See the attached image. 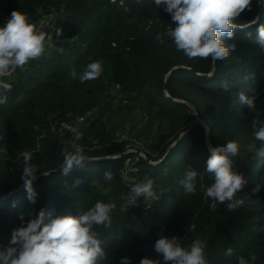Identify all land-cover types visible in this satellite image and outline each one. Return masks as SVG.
I'll return each mask as SVG.
<instances>
[{
  "label": "trees",
  "instance_id": "trees-1",
  "mask_svg": "<svg viewBox=\"0 0 264 264\" xmlns=\"http://www.w3.org/2000/svg\"><path fill=\"white\" fill-rule=\"evenodd\" d=\"M124 6L129 11H124L120 0H8L0 26L13 10L26 13L35 24L52 16L55 47L24 70L17 69L15 77L7 80L12 84L8 101L0 105V248L8 246L13 229L41 208L53 216L78 215L98 200L112 199L117 204L112 225L97 229L105 241L106 264H120L122 257H130L131 264H140L144 257L154 259L152 246L161 231L185 245L196 237L206 238L208 264H238V258L251 255L257 257L255 264H264V206L249 203L244 189L236 194L235 200L243 202L234 210L229 211L227 203L210 209L204 190L213 176L205 172L210 152L204 127L192 124L189 106L176 101L190 99L209 127L213 147L228 141L239 144V152L255 167L251 192L264 201V157L255 155L264 149V141L255 139L251 127L253 120H264V50L255 43L256 27L264 24V7L254 0L252 10L236 21L234 40L226 41L235 43L236 49L227 59L213 62L189 60L171 41L165 45L156 39L174 27L163 6L151 0L139 4L124 0ZM58 28L62 29L59 37ZM93 60L103 63L98 79L80 83L71 78L73 68L79 71ZM253 75L254 81L246 79ZM250 89L258 97L254 111L234 103L240 92L253 95ZM114 101L140 105L162 129L157 149L153 147L146 158L127 153L119 143L108 121ZM50 115L76 122L77 132L47 133ZM80 118L83 121L77 122ZM66 141L82 147L94 162L64 175L61 149ZM24 151L32 153L31 162L38 170L33 182L35 203L27 199L20 179ZM132 156L138 158L131 173L136 182L124 174ZM232 160L233 167L247 177L248 167L241 157ZM189 167L198 171L195 195L185 194L180 184ZM107 169L114 174L112 181L104 179ZM77 178L81 183L74 187ZM149 178L157 198L147 219L124 197L134 183ZM192 224L194 232L188 231ZM228 248L233 249L230 257L225 255Z\"/></svg>",
  "mask_w": 264,
  "mask_h": 264
},
{
  "label": "clouds",
  "instance_id": "clouds-1",
  "mask_svg": "<svg viewBox=\"0 0 264 264\" xmlns=\"http://www.w3.org/2000/svg\"><path fill=\"white\" fill-rule=\"evenodd\" d=\"M136 2L139 4L140 0ZM253 2L254 0H151L157 7H164V11L171 16V24L174 25L156 39L165 45L167 41H171L175 50L189 60L223 61L236 49L235 43L226 42L235 38L236 21L243 13L252 10ZM112 3H116V0H112ZM256 3L264 7V0H256ZM120 6L125 12L129 11L124 6V0H120ZM61 34L62 29L58 28L56 36ZM51 40L52 37L46 31L37 28L29 16L19 10H13L0 26V105L7 103V94L12 91V84L5 77L17 69L24 70L30 62L44 57L48 49L55 47ZM255 43L264 50V24L256 27ZM103 70L102 61L93 60L79 71L73 68L69 75L72 79L85 83L98 79ZM246 79L254 81L255 76ZM250 91L254 94L238 93L234 103L254 111L258 97L255 89ZM34 127L38 130V126ZM251 127L255 139L264 141V120H253ZM239 151V144L235 141L209 146L210 155L206 161L205 172L213 176V182L205 188L204 195L211 201L209 207L213 211L219 204L224 203L232 211L243 202L235 200L236 194L242 192L248 184V178L233 167L232 158ZM61 154L64 175H68L74 167L83 169L94 162V158L86 155L83 148L75 142L66 141ZM21 155L24 166L20 179L23 181L27 199L35 203L37 193L33 182L37 179L38 170L31 162L32 153L24 151ZM255 155L264 157V149L257 150ZM103 176L107 181L114 178L111 169L105 170ZM197 177L198 171L189 167L180 180L185 194H196ZM80 183L81 180L77 178L73 186H79ZM153 183L151 178L134 183L124 198L131 206L142 198L145 205L151 207L149 202L157 198ZM116 208L117 204L112 199L107 202L98 200L78 215L68 213L53 216L51 211L41 208L34 218L22 222L12 230L8 246L0 248V264H106L108 255L103 246L105 241L100 238L97 229L111 227ZM21 219L23 220L22 216ZM195 229V224L188 227L190 232ZM152 247L162 260L144 257L140 264H208L206 238L196 237L185 245L177 236L168 237L161 231ZM225 255L232 256L233 249L228 248ZM256 259L255 255L240 257L238 264H255ZM120 264H131V258L122 257Z\"/></svg>",
  "mask_w": 264,
  "mask_h": 264
},
{
  "label": "rangeland",
  "instance_id": "rangeland-1",
  "mask_svg": "<svg viewBox=\"0 0 264 264\" xmlns=\"http://www.w3.org/2000/svg\"><path fill=\"white\" fill-rule=\"evenodd\" d=\"M176 101L186 103L190 108L189 111L195 112V116L191 115L192 124H195L196 122H198V119H201L190 99L179 98ZM115 102L116 101H114V103ZM151 116L152 115L148 111L142 110V107L140 105L131 104L128 102H124L123 104H119V102L115 103L113 112L109 113L108 121L109 125H111L115 129L116 137L119 143L125 145V151L127 153L132 152L136 154V157H138L137 155H139L146 158L148 153H153L152 150H155V148L157 147L158 140H160V138L162 137V129L158 127L155 121L150 119ZM82 121L83 118H80V121L77 122ZM184 130H186L185 127L181 129V131ZM205 134L207 138L206 131ZM167 141L168 139L165 140L164 143L160 144V146L158 147L159 152H162L165 149L164 147ZM136 157H131L134 159L133 161H131L130 158L127 159L124 173L129 180L134 181H138L137 179H135V176L131 175V173L136 169V167L134 166L135 161H137L138 159ZM151 161L152 160H149V163H151L152 165L158 163V161Z\"/></svg>",
  "mask_w": 264,
  "mask_h": 264
},
{
  "label": "built area",
  "instance_id": "built-area-1",
  "mask_svg": "<svg viewBox=\"0 0 264 264\" xmlns=\"http://www.w3.org/2000/svg\"><path fill=\"white\" fill-rule=\"evenodd\" d=\"M8 0H0V16L4 10V8L7 5ZM37 28H39L42 31H46L53 39L54 37V32L52 30L53 27V17L52 16H45L41 18L36 24ZM52 41V40H51ZM17 70L13 72L10 76L5 77L6 80H11L15 77ZM192 116H195V112H190ZM80 121V119H79ZM77 124L75 122H70L63 120L61 118H57L54 116H48L47 117V126H46V132L47 133H54L56 135H63L66 132H77ZM126 176V174H125ZM127 177V176H126ZM127 180H129L127 178ZM132 182H136L134 180H129ZM156 200V199H155ZM154 201H150L149 203L151 204V207H147L143 201V199H139L135 205L132 207L135 209H138L142 213L143 218H150L152 213H153V207H154ZM131 206V205H130ZM160 258L158 255L155 253L154 259ZM162 260V258H160Z\"/></svg>",
  "mask_w": 264,
  "mask_h": 264
},
{
  "label": "water",
  "instance_id": "water-1",
  "mask_svg": "<svg viewBox=\"0 0 264 264\" xmlns=\"http://www.w3.org/2000/svg\"><path fill=\"white\" fill-rule=\"evenodd\" d=\"M195 124H201L204 127L205 131L207 132L208 146H212L210 143V139H209V127L207 123L201 119H198V122H196ZM238 156L241 157V159L247 164V167H248V175H247L248 184L245 187V197L249 203L262 207L264 206V201L261 199L255 198L251 192L252 186L255 181V167L245 153L239 152ZM99 158H103V157H97L95 159H99Z\"/></svg>",
  "mask_w": 264,
  "mask_h": 264
}]
</instances>
